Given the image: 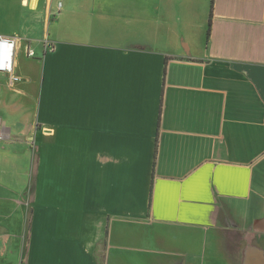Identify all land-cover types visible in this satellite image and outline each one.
I'll return each instance as SVG.
<instances>
[{"label":"crops","instance_id":"0c3cea01","mask_svg":"<svg viewBox=\"0 0 264 264\" xmlns=\"http://www.w3.org/2000/svg\"><path fill=\"white\" fill-rule=\"evenodd\" d=\"M0 18L23 39L22 82L0 73V264H263L264 0Z\"/></svg>","mask_w":264,"mask_h":264},{"label":"built area","instance_id":"2783aa9c","mask_svg":"<svg viewBox=\"0 0 264 264\" xmlns=\"http://www.w3.org/2000/svg\"><path fill=\"white\" fill-rule=\"evenodd\" d=\"M62 5L59 2V7ZM23 45V39L18 35L0 34V73L8 77V84L11 88H16L22 82V77L16 70V57ZM45 50L53 49L54 45L49 41H44ZM24 52L27 57H36V49L27 43L24 45ZM3 124L0 119V137L3 134Z\"/></svg>","mask_w":264,"mask_h":264},{"label":"rangeland","instance_id":"374dc122","mask_svg":"<svg viewBox=\"0 0 264 264\" xmlns=\"http://www.w3.org/2000/svg\"><path fill=\"white\" fill-rule=\"evenodd\" d=\"M4 1V0H3ZM8 24H11L12 22H7ZM8 27H6V22H4V20H1V18H0V32H2V31H4V29H7ZM38 57V56H37ZM34 58V57H33ZM25 59V60H24ZM21 60H22V63H23V65H25L26 64V57H21ZM32 187H33V181H32V183H31V189H32ZM26 236V235H25ZM207 261H208V255L206 256V260L205 261H203L204 262V264H207Z\"/></svg>","mask_w":264,"mask_h":264},{"label":"water","instance_id":"95a60500","mask_svg":"<svg viewBox=\"0 0 264 264\" xmlns=\"http://www.w3.org/2000/svg\"><path fill=\"white\" fill-rule=\"evenodd\" d=\"M262 263L264 264V257L262 256ZM246 264H254L250 254H248L247 260H246Z\"/></svg>","mask_w":264,"mask_h":264},{"label":"trees","instance_id":"16d2710c","mask_svg":"<svg viewBox=\"0 0 264 264\" xmlns=\"http://www.w3.org/2000/svg\"><path fill=\"white\" fill-rule=\"evenodd\" d=\"M210 26H211V24H210ZM210 29H211V28H209V33H210Z\"/></svg>","mask_w":264,"mask_h":264}]
</instances>
